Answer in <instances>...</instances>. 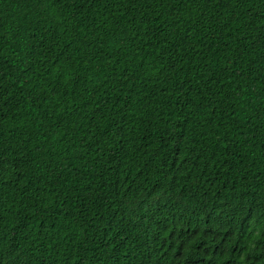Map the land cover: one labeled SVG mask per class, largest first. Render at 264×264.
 <instances>
[{
  "label": "trees",
  "instance_id": "1",
  "mask_svg": "<svg viewBox=\"0 0 264 264\" xmlns=\"http://www.w3.org/2000/svg\"><path fill=\"white\" fill-rule=\"evenodd\" d=\"M0 264H264V0H0Z\"/></svg>",
  "mask_w": 264,
  "mask_h": 264
}]
</instances>
